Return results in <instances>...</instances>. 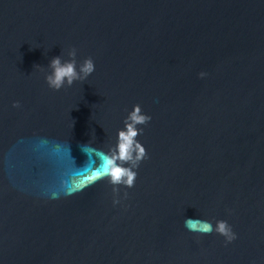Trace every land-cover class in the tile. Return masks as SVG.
Returning a JSON list of instances; mask_svg holds the SVG:
<instances>
[{
	"label": "water",
	"instance_id": "1",
	"mask_svg": "<svg viewBox=\"0 0 264 264\" xmlns=\"http://www.w3.org/2000/svg\"><path fill=\"white\" fill-rule=\"evenodd\" d=\"M0 264H264V0H0Z\"/></svg>",
	"mask_w": 264,
	"mask_h": 264
},
{
	"label": "clouds",
	"instance_id": "2",
	"mask_svg": "<svg viewBox=\"0 0 264 264\" xmlns=\"http://www.w3.org/2000/svg\"><path fill=\"white\" fill-rule=\"evenodd\" d=\"M71 55L75 56V51ZM51 67L53 72L46 78L48 85L59 90L64 86L65 80L71 86L75 80L81 79L80 72L84 74V78L92 74L95 71V62L91 57L86 58L80 67V72H77L75 60L62 63L61 58L57 56L51 61ZM200 75H205V73ZM14 106L18 107L19 102L17 101ZM128 119L130 122L126 123V129H122L118 133V144L116 146L118 151L105 158L106 171L104 174L111 178V183L114 185L124 184L127 187H133L137 172L133 171L131 167H124L123 163L117 164L116 160L122 162L131 160L133 166L138 167L139 163L147 156L145 146L136 140V137L140 134V130L136 128V125L146 124L151 120V116L143 113L141 105L137 104L130 112ZM185 227L202 234L216 231L225 236L229 242L236 238V234L226 220L218 221L215 228H213L212 223L209 221L187 218L185 219Z\"/></svg>",
	"mask_w": 264,
	"mask_h": 264
},
{
	"label": "snow or ice",
	"instance_id": "3",
	"mask_svg": "<svg viewBox=\"0 0 264 264\" xmlns=\"http://www.w3.org/2000/svg\"><path fill=\"white\" fill-rule=\"evenodd\" d=\"M105 171H106V167L104 166V167H103V170H102V171H97L96 173H94V176H95V177H99V176H101L103 173H105Z\"/></svg>",
	"mask_w": 264,
	"mask_h": 264
}]
</instances>
